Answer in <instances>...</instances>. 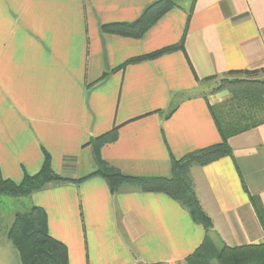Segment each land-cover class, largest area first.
I'll return each mask as SVG.
<instances>
[{
    "label": "crops",
    "instance_id": "1",
    "mask_svg": "<svg viewBox=\"0 0 264 264\" xmlns=\"http://www.w3.org/2000/svg\"><path fill=\"white\" fill-rule=\"evenodd\" d=\"M156 1L0 0L1 179L36 174L43 151L54 174L85 178L97 171L90 143L114 128L117 138L100 157L134 178H169L170 155L220 142L208 107L229 97L208 88L230 71L264 74V0L176 4L136 40L102 32L133 23ZM184 34V51L122 68ZM228 145L230 156L190 169L210 231L164 195L126 184L110 194L93 175L12 199L17 208L8 215L0 207V264H21L7 240L9 221L33 207L45 212L69 264H185L206 240L218 250L263 244L250 197L264 209V124Z\"/></svg>",
    "mask_w": 264,
    "mask_h": 264
},
{
    "label": "trees",
    "instance_id": "2",
    "mask_svg": "<svg viewBox=\"0 0 264 264\" xmlns=\"http://www.w3.org/2000/svg\"><path fill=\"white\" fill-rule=\"evenodd\" d=\"M175 5L176 0H157L133 23L105 25L102 27V32L122 38L139 39ZM184 41L185 34L177 45L131 59L122 68L165 54L184 51ZM259 73L260 71H230L226 74V76L244 79L222 81L225 83L223 91H229V98L208 107L220 142L191 152L180 159H174L170 155L171 176L169 178L127 177L108 167L102 161L100 151L105 145L115 142L117 129L114 128L90 143L97 165L95 173L76 181L64 179L52 172L50 158L43 151L42 167L36 174H24L19 183L0 178V197L25 198L48 184L80 183L88 177L100 175L105 180L110 194H115L120 186L126 184L138 188L142 193L161 194L172 199L188 212L194 223L201 225L205 232H208L212 229V223L198 202L190 177V169L204 167L230 156L228 140L231 137L264 124V81L255 79ZM250 203L264 229V209L260 200L250 197ZM7 240L18 252L21 264H69L68 252L64 244L48 234L47 217L41 208L33 207L29 212L16 214L7 232ZM185 264H264V243L239 247L222 246L218 250L206 240L185 259Z\"/></svg>",
    "mask_w": 264,
    "mask_h": 264
},
{
    "label": "rangeland",
    "instance_id": "3",
    "mask_svg": "<svg viewBox=\"0 0 264 264\" xmlns=\"http://www.w3.org/2000/svg\"><path fill=\"white\" fill-rule=\"evenodd\" d=\"M190 1L191 0H176V4L179 5V6H181V5H188L190 3ZM241 78L244 79L243 77H233V76H223V77H219V78L216 79V81L214 83L211 82V84L209 85V88L208 89L211 91L212 94H218L220 92H226L227 95H228V97H229V91L228 90L223 91L224 88H225V86H224L225 83H223L222 81H225V80L226 81H233L235 79H241ZM255 79L264 81V74H261L260 73V74L256 75ZM12 199H20V198H12V197H5V196L0 197V207H2L4 209L3 211H5V213L7 215L12 212V209L17 208V207H15L17 205L15 203H12L13 202ZM30 210H28L26 212H29ZM18 213H25V212H23L21 209L16 210L13 213V217H10L11 219L9 221V224H10L11 221H12L11 222V225L13 224L14 219H15V215L18 214ZM11 225H10V227H11Z\"/></svg>",
    "mask_w": 264,
    "mask_h": 264
}]
</instances>
